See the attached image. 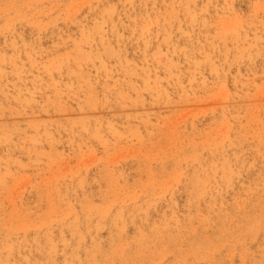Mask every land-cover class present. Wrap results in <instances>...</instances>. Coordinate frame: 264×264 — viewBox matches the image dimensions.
<instances>
[{"label": "rangeland", "instance_id": "rangeland-1", "mask_svg": "<svg viewBox=\"0 0 264 264\" xmlns=\"http://www.w3.org/2000/svg\"><path fill=\"white\" fill-rule=\"evenodd\" d=\"M0 264H264V0H0Z\"/></svg>", "mask_w": 264, "mask_h": 264}]
</instances>
